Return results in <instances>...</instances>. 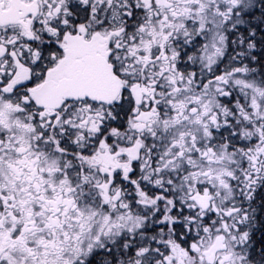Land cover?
Here are the masks:
<instances>
[{
  "label": "snow or ice",
  "instance_id": "obj_1",
  "mask_svg": "<svg viewBox=\"0 0 264 264\" xmlns=\"http://www.w3.org/2000/svg\"><path fill=\"white\" fill-rule=\"evenodd\" d=\"M0 264H264V0H0Z\"/></svg>",
  "mask_w": 264,
  "mask_h": 264
}]
</instances>
